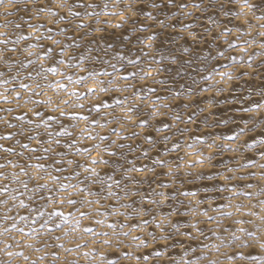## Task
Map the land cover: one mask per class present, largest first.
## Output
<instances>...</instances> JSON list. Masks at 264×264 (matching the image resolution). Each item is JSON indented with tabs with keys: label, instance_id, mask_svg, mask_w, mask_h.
Returning <instances> with one entry per match:
<instances>
[{
	"label": "rangeland",
	"instance_id": "obj_1",
	"mask_svg": "<svg viewBox=\"0 0 264 264\" xmlns=\"http://www.w3.org/2000/svg\"><path fill=\"white\" fill-rule=\"evenodd\" d=\"M105 2L106 0H66L64 8H56L53 0H37L34 7L46 6L57 15L53 17L48 13L36 14L30 9L28 12H18L16 16L8 17L7 19L14 23L7 28L0 27V32L6 33L0 39L9 41L7 44H0V55L3 57L0 59V73H3L0 80L9 81L6 85L0 84V93H4L11 100L14 95L11 90L16 89L21 92L22 97H26L27 93L19 88L20 83L29 84L33 88L39 83L41 88L38 91L43 95L33 96L32 99L51 98L52 100V105L24 107H18L15 101L5 103L0 100V164L4 165L0 168V187L7 186V191L0 193V201H6L0 204V248L9 244L11 247L8 251L23 253L22 256L11 257V264H70L72 261L76 264H101V255L105 260H112L115 264H139L136 257L142 260L145 255L148 256L147 264H182L183 260H196L201 256H206L207 260H201L200 264H208L209 260L218 261V264H252L247 259L248 256L264 257V251L251 240L248 241L249 247H243L239 241L229 243L230 233L238 227L232 224V220L239 217V213L234 207H218L243 204L245 206L243 211H248L255 204L257 206L251 210L258 214L262 211L258 201L264 200V195L258 193L264 188V181L259 179L261 171L264 170L259 169L258 165L264 163V158L261 157L264 143H260L264 141V108L250 112H244L242 109L264 103V48L259 46L264 38L257 36L260 31L258 25L264 21H256L251 19V14L249 15L251 23L256 26L251 30V37L256 38V43L245 45L244 41L251 37L244 35L237 39L235 27L240 26L244 33H248L249 29L240 20L223 14L220 10V3L223 0H217L215 9L209 7L207 12L198 11L194 7L197 3L201 5V9L208 7L207 0H174L172 5H169L167 0H142L139 4L135 0H120L118 4L113 3V0H107L109 13L123 11L127 17L123 26L119 28L114 27L115 24L120 23L118 16L104 15L102 10ZM250 2L257 5L256 15L264 14L261 0H250ZM129 3L132 4V11L127 10ZM152 3H157L160 7L153 8ZM181 3L186 5L185 9L178 7ZM89 4L95 7L89 8ZM69 7L73 13L79 15H69ZM229 8L238 10V6L225 3V11ZM185 11L190 12L191 15L185 16ZM133 12L136 14L133 15ZM88 13H100V15L90 16L87 15ZM144 13H149L150 17ZM173 13L176 15L173 16ZM209 16L220 26L211 23L208 20ZM60 17L64 19L61 20ZM161 21L164 27H161ZM3 23L4 18L0 17V25ZM15 23H20L21 27L15 28ZM29 24L33 26L39 24L41 27L33 33ZM185 24H191L193 27L185 30L183 28ZM77 25L83 26L78 28ZM225 26L233 29V32L227 36L220 34ZM49 28L52 29L51 32L48 31ZM61 28L65 29L63 33L59 31ZM142 28H146L147 31L140 30ZM190 32L196 34L195 41L189 36ZM28 33H33L31 39L12 42L17 36ZM153 33L156 39L151 42V48H146L141 41L143 40L145 44L149 43L147 37ZM37 35H41V39H35ZM49 36L52 39H48ZM52 40L60 41V45H53ZM225 40L243 45L245 51L241 52L239 47L229 49ZM30 44H36L37 47L29 48ZM65 44L69 47L65 49V56L60 57L58 55L60 47ZM49 48L52 52L46 59H41ZM29 52L32 53L31 56L28 55ZM145 52L147 56L143 55ZM69 56L71 60L68 59ZM81 57H83L81 66L86 70L85 72L69 67V64L78 63ZM233 57L235 59H232ZM58 59H64L65 64H55L54 61ZM29 60L34 63L29 64ZM129 60H137L138 63L133 66L128 63ZM41 64L44 68H57L56 74L42 72ZM149 68L152 74L147 80H140L139 75L135 78L129 76L127 81L118 80V86L131 85L126 92L97 94L95 97L81 98L79 101L70 93L73 90L83 91V87L70 83L60 75L64 73L65 76H72L75 80L78 76L86 75L87 71H106L113 75L99 78L107 81L137 72L139 69ZM220 72H230L233 79L231 81L222 79ZM29 75L33 79H29ZM57 81L65 84L68 95L62 90L54 91L52 88L44 87ZM5 88L9 89L6 93ZM149 89L154 91L150 92ZM145 96L146 100L139 98ZM61 100H68L69 104L67 106L61 104ZM99 100L107 101L112 108H101L99 113H89L88 108L91 104ZM116 100L125 101V106H137L140 112L133 115L131 123L123 126L121 122L107 123L105 128H100L99 124L106 123L113 116L122 115L120 107L115 104ZM153 101L160 106L156 109L160 113L158 116L152 115ZM75 104H83L84 108H77ZM53 105H59L68 115L61 117L59 112L50 111ZM164 105L167 107H163ZM8 108L12 111H5ZM28 108H33V111H28ZM34 112H40L41 115L35 116ZM71 113L89 116V132L85 133L83 138L80 137V129L85 127V124L83 121L70 119ZM49 115L55 116L56 119L48 121ZM20 116H24L25 119H17ZM176 116H180L181 120H175ZM189 116L194 117V123L186 125L181 122L187 121ZM92 120L98 123L91 124ZM139 120L147 122L145 129L139 126ZM73 124L76 125L75 128L72 127ZM165 124L168 128L164 127ZM62 127L72 135L57 137L55 134ZM185 127L188 128V132L180 135L177 130ZM113 128L120 132V137L111 131ZM241 128L245 129L244 135H239ZM49 132L53 134L51 138ZM133 132L139 135L133 138ZM89 134L95 139H89ZM149 135L151 143L145 139ZM191 135L202 137L207 144H211L215 139L216 144L227 145V148L221 152L215 148H208L206 144L198 143L194 149L189 150L186 145L192 142L189 139ZM100 136H106L108 139L101 141ZM165 136L170 139L165 141ZM228 136L234 138L224 139ZM237 136L239 138H236ZM50 139L53 141L59 139L60 144L54 142L49 144ZM246 142L252 144V147H246ZM96 144L100 145V150L94 149ZM121 144L125 147L121 148ZM174 144L178 147L173 148ZM24 145L27 147H23ZM33 148L37 151L32 152ZM44 148H49V152L45 153ZM84 148L94 150L87 154L78 152V149ZM190 152L202 153L205 157L212 155L213 159L210 163L205 161L203 164L193 166L196 155H190ZM36 156H47L48 159L37 161ZM93 157L102 158L107 163L92 164ZM181 157L182 160L179 159ZM57 160L60 161L59 164L55 163ZM69 160L72 164L68 163ZM161 160L173 168V175H167L168 167H161L156 163ZM249 160L257 166L241 167ZM37 163L44 164L52 175L59 177V183L48 184V189L51 191L48 189L39 193L31 191L36 181L29 180V176L35 174V169L27 166ZM178 164L180 167L177 169ZM13 165L25 167L29 175H24L20 167L14 168ZM56 168L63 171L57 172ZM91 168H95L98 175H92L85 170ZM137 168L142 171H134ZM229 168L236 169V172L229 173L227 171ZM218 172L247 178L228 182L229 187H234L236 195L228 191L220 193L216 188L223 187L225 182L220 179H207L209 174ZM250 172L257 175L248 176ZM13 173L16 174L15 178ZM200 174H203L204 178L198 179ZM21 181H28V187L25 188ZM59 184L75 185L82 191L76 192L75 188L65 191L60 189ZM109 184L112 185L111 191L115 192L116 196H108ZM247 184H252L253 187L249 189L246 187ZM204 188L210 190L205 192ZM153 190L164 192L169 197L174 196L175 200L165 201L162 208L149 205L146 203L147 199H160L154 195ZM185 191H193L197 195L195 197L180 195ZM90 192L97 195H88ZM244 192H252L253 198L249 200L246 196L240 195ZM69 193L75 194L68 196ZM64 196L75 200L76 204L69 205L66 201L62 202L61 198ZM48 197H52V200ZM142 197L145 198V202H142ZM87 200H99V204L82 203ZM197 200L204 202L197 206ZM21 201L25 207H20ZM127 204H131L132 208L121 207ZM173 207L179 213L188 212V215L174 214L171 217V223L178 224V231L171 227V223L167 225L166 230L171 234L167 248L159 243H153L151 237L147 235L149 232L156 236L160 235V230L155 228L154 224L143 229H133V225H138L141 220L133 209L151 208L152 214H156L158 211L167 213ZM190 208L196 209L197 213L207 211L208 215L215 219L209 222L207 217L194 215L189 211ZM54 212L63 213L66 220L54 215ZM80 212H86L88 215L81 218ZM222 212H232L233 215L226 218ZM98 213H106V215H98ZM243 218L253 219L258 223L255 217ZM75 220L80 221V229L93 228L97 232L108 231L110 235L113 231L117 233L129 232L130 229L132 231L129 236H119L118 240H114L111 248L97 244L96 255L85 257L83 253L88 251L87 248H81L79 253L64 251L65 248H74L76 243L80 242V233L71 231ZM95 220H103L104 223L97 225L94 223ZM192 223H196L204 235H200L199 231L192 228ZM13 224L16 228L23 229V232L13 230ZM109 224H115V230L109 229L107 227ZM121 225L125 227L121 228ZM244 227L252 230L251 225ZM225 228L228 231H224ZM4 229L8 231L5 232ZM66 231L68 235H65ZM28 233L31 235H27ZM237 235L242 240L245 239L244 234L237 233ZM132 236L147 241L149 247H138L139 240L133 241ZM258 237L264 240V235L258 234ZM29 244L32 245L31 248L26 247ZM59 244H63L64 247L57 248L56 245ZM204 245L209 247L205 248ZM212 245L220 247L217 250ZM89 247L93 245L90 244ZM154 251H161L164 254L156 257ZM53 253L59 256V261L54 260ZM125 253L128 255H124ZM25 256L28 257L27 260L24 259ZM241 256L245 259H241ZM41 257L43 259H40ZM9 259L6 253L0 252V264H9Z\"/></svg>",
	"mask_w": 264,
	"mask_h": 264
},
{
	"label": "snow or ice",
	"instance_id": "obj_2",
	"mask_svg": "<svg viewBox=\"0 0 264 264\" xmlns=\"http://www.w3.org/2000/svg\"><path fill=\"white\" fill-rule=\"evenodd\" d=\"M53 2L55 3V7L56 8H64L65 4H66V0H53ZM120 0H113V3H119ZM135 2L137 4L141 3L142 0H135ZM37 3V0H0V17L4 18V23L2 25H0V27L2 28H7L9 25H12L14 22L7 19L10 16H16L18 12H28L30 9L32 11H34L36 14L39 13H48L50 15H52L53 17H55L57 15V13L55 11H53L51 8L48 7H34ZM167 3L169 5H172L174 3V0H167ZM225 3L229 4V5H236L238 6V10H233L232 8H229L227 11H225ZM207 4L208 7H205L203 9H201V5L199 3L195 4L194 7L196 10L198 11H202V12H207L208 8H213L215 9L216 4H217V0H207ZM261 5H264V0H261ZM81 7H83V5H80ZM153 8H159L160 5L157 3H152L151 5ZM89 8H94L95 5L89 4L88 5ZM179 8L181 9H185L186 5L181 3L178 5ZM257 8L256 4H253L250 2V0H223V2L220 3V10L223 12V14L225 16H231L232 18H235L236 20H240L241 23L246 26L249 29L248 33H244L242 28L240 26H236L235 27V32L237 34V39H240L242 36L244 35H248L249 37H251V30L256 27L255 25H253L251 23V20L249 19V15L251 14V19H254L256 21H264V14L261 15H256L255 14V9ZM108 9V3L107 0L104 4V9L102 10L104 12V15H111V16H118L120 23H117L114 25V27H122L123 23L127 20V17L125 16L123 11L120 12H116L113 11L111 13H109L107 11ZM128 11H132V4L129 3L128 6ZM69 11V15H79V13H73L71 11V8L69 7L68 9ZM262 12H264V8H262ZM136 13L133 12V15H135ZM87 15H100V13H88ZM144 15L149 16V13H144ZM176 13H173V16H175ZM185 16H190L191 13L188 11L184 12ZM61 20H63V17H60ZM21 20H23V17H21ZM208 20L211 23H214L217 25V27H219V23L215 20L212 19L211 16L208 17ZM27 23V21H25ZM97 23H99V21H97ZM161 27H164V23L163 21L160 22ZM15 28L19 29L21 27L20 23H15L14 24ZM83 25H77V27H82ZM29 27H31L33 29V33L37 32L39 30V28L41 27V25L37 24L35 26L29 24ZM193 25L191 24H185L183 25V28L185 30L192 28ZM260 31H258L257 36L260 38H264V23H259L258 25ZM142 31H147L146 28H142L140 29ZM49 32L52 31L51 28L48 29ZM60 33H63L65 31V29L61 28ZM97 31H99V29H97ZM205 31H210V29H205ZM233 32L232 28H229L227 26H225L222 30V32L220 33L221 35L227 36L229 34H231ZM33 33H28V35H19L17 36L15 41H12L13 43H17L20 40H29L32 38ZM6 35V33L4 32H0V37H4ZM189 36L191 37V39L193 41H195L197 39V36L194 32H190ZM48 39H52L50 36L47 37ZM35 39L39 40L41 39V35H37L35 37ZM156 39L155 34H151L147 37V41H149V43H144V41L142 40L141 43L144 44V46L146 48H151L152 47V41H154ZM9 41L4 40V39H0V44H7ZM225 43L227 44L229 49H233L236 47L240 48L241 52L245 51V48L243 45H237L235 41L229 42L227 40H225ZM256 43V38L255 37H251L249 40H245L244 44L248 45V44H255ZM52 44L53 45H60V41L58 40H52ZM261 48H264V40H261L260 45ZM37 45L36 44H30L29 48H36ZM69 47V45H63L60 47L59 53L58 55L60 57H64L65 56V49H67ZM11 51H15V49H11ZM185 51H187V49H185ZM52 52V49L49 48L48 51L45 53L44 57H41V59H46L49 54ZM29 56L32 55L31 52L28 53ZM143 55L147 56V53H143ZM2 55H0V59H2ZM69 60H71V57L69 56L68 58ZM232 59H235V57H233ZM249 60H251V57L249 56ZM34 63V61L29 60V64ZM55 64L58 65H63L65 64V60L64 59H58L54 61ZM129 64L135 66L138 61L137 60H129L128 61ZM83 64V57H81L80 61L78 63H76L75 65H71L69 64V67H75L80 69L81 72H85L86 70L81 66ZM249 67H251V64H249ZM113 68H115V66H113ZM41 71L45 72V73H52L53 75L56 74L57 72V68L55 67H48V68H44L43 64H41ZM157 71H159V69H157ZM142 73V74H141ZM152 74V70L149 68L147 70L145 69H139L137 70V72L134 73H128L125 76H120L117 77L115 79H108L107 81L100 79L99 77L101 76H112V73H108L106 71L104 72H97V71H87L86 75H81L78 76L75 80H73L72 76H65L64 73H61V77L63 79L68 80L70 83L76 84V85H80L83 87V91H76L73 90L70 95L74 96L76 98L77 101H79L81 98H87V97H95L97 94H104V93H109V92H126L128 91L129 87H131L130 84H125L123 86H118V80H125L127 81L129 76L135 78L137 75H139V79L140 80H147L149 78V76H151ZM39 75V73H38ZM220 77L222 79L226 78L228 81H231L233 79L232 74L230 72H220L219 73ZM0 76H3V73H0ZM14 79V78H13ZM29 79H33V77H31V75H29ZM206 79H210V77H206ZM237 79H239V77H237ZM91 82V83H89ZM7 83H9V81L7 80H0V84L2 85H6ZM44 87L47 88H52L54 91H64L66 95H68V91L67 88L65 87V84L57 81L55 84L49 83L47 85H45ZM19 88L21 90H23L25 93H27L26 97H22L21 96V92L17 91L16 89H12L11 91L14 93V95L12 96L11 100H9V97L7 95H5L4 93H0V100H3L5 103H11L12 101H15L17 103L18 107H24L27 105H39V104H44V105H52V100L51 98H45L43 100H38V99H32L33 96H41L43 95V93L41 91H38V89L41 88V85L39 83H37L35 85V88H33L31 85L29 84H25V83H20ZM9 89L5 88V93L8 92ZM148 91H154L153 89H149ZM218 91H223V89H218ZM134 95H137L136 93H134ZM141 100H146L147 97H139ZM61 104L67 106L69 104L68 100H61L60 101ZM115 104L117 106L120 107L121 113L122 115L119 117L113 116L111 120H108L106 123H101L99 124L100 128H105L107 126V123H115V122H121L122 126L123 124L126 123H131L132 122V118L134 114H138L140 112V109L137 106H125V101H121V100H116ZM77 108H84L83 104H75L74 105ZM152 115L153 116H158L160 115V113L156 110L158 107H160L159 105H157L156 101L152 102ZM188 105H185V107H187ZM163 107H167V105H164ZM101 108H112V105L109 104L107 101L105 100H99V102L97 103H93L91 104V106L88 108V112H97L99 113ZM264 108V103H258V104H254L251 108L245 107L242 109V111L244 112H250V111H259L260 109ZM5 111L11 112L12 109L8 108L5 109ZM28 111H33V108H28ZM50 111L53 112H59V115L61 117H64L66 115H68L63 108L59 107V105H53L50 108ZM35 116H40L41 113L40 112H34ZM17 119L23 120L25 119L24 116H20L17 117ZM56 117L53 115H49L47 117L48 121H53L55 120ZM70 119L74 120V121H83L85 124V127L80 129V137L83 138L85 133L89 132V116L84 114H78V113H71L70 114ZM175 120H181L180 116H176ZM30 122V121H29ZM182 123L190 124V123H194V117L193 116H189L187 121H181ZM5 123H7V121H5ZM98 121L96 120H92L91 124H97ZM139 126L142 129H145L147 126V122L145 120H139L138 121ZM12 125H9V127H11ZM73 128L76 127L75 124L72 125ZM165 128H168V125L165 124L164 125ZM159 129H157L158 131ZM112 132H114L118 137H120V132L113 128L111 129ZM179 132L180 135H184L185 132H188V128L185 127L184 129H178L177 130ZM245 133V129L241 128L239 131V135H244ZM57 137H59L60 135H68L71 136L72 133L69 132L66 128H61V130L59 132H57L55 134ZM139 134L136 132L132 133V137L135 138L136 136H138ZM53 136V134L51 132H49V137L51 138ZM89 139H95V137L91 136V134H89L88 136ZM234 137L232 136H228V137H224V139H228L231 140ZM236 138H239V136H237ZM29 139H32V137H29ZM99 139L101 141L107 140L108 137L106 136H100ZM146 140L149 141V143H151V137L146 136L145 137ZM168 139H170L169 137L165 136L164 140L167 141ZM189 139L192 141L191 143H188L186 145V147L189 150H192L196 147V145L198 143H203L206 144V146L210 149L215 148L218 149L219 151H224L227 148V145H219L216 144L215 139L213 140V142L211 144H207L206 141L203 140L202 137H197L195 135H191L189 137ZM55 143L57 145L60 144L59 139H55L54 141L52 139H50L48 141L49 144ZM73 143H75V141H73ZM113 143H115V141H113ZM260 143H264V141H260ZM246 147L251 148L252 144H248L246 142L245 144ZM23 147H27L26 145H24ZM121 148L125 147V145L121 144L120 145ZM178 145L174 144L173 148H177ZM94 149L95 150H100V145L96 144L94 145ZM94 149H89V148H84V149H78V152L83 153V154H87L91 151H93ZM49 148H44L43 151L45 153L49 152ZM232 151H236V149H231ZM5 151H12L11 149H5ZM32 152H36L37 149L33 148L31 149ZM104 151H107V149H104ZM190 155H196V160L193 162V166L195 164H203L205 161L207 162H211L213 159L212 155H209L207 157L203 156L202 153L197 154L195 152H190ZM22 155V154H21ZM57 155H60V153H57ZM109 155H115V153H109ZM146 155V153H145ZM261 157L264 158V152H261ZM35 159L37 161L41 160V159H48L47 156H36ZM179 159H183V157L179 158ZM56 164H59L60 161H55ZM69 164H72V161L69 160L68 161ZM92 164H96V163H104L106 164L107 161L103 160L102 158L99 157H93L91 160ZM156 163H159L161 165V167H168V172L167 175H173L174 174V170L172 167L168 166L164 161H156ZM257 165L252 161L249 160L247 162V164L245 165H241V167H256ZM4 165L0 164V168H3ZM13 167H20L21 173H23L24 175H29L28 172L25 170V167H22L20 165H13ZM27 167H31L35 169V174L29 176V180H34L36 181L35 187L33 189H31V191L39 193L42 190L48 189V184L49 183H59V177L52 175L51 172L48 170V168L44 165V164H32V165H28ZM180 167V165L178 164L176 166V168L178 169ZM259 169L264 170V163H261L258 165ZM86 171H89L92 175H98L96 173L95 168H91V169H85ZM56 171H63V169L60 168H56ZM134 171L136 172H140L142 171V169H134ZM148 171H152V169H148ZM227 171L229 173H234L236 172V169L233 168H229L227 169ZM189 173H186V175H188ZM13 177L15 178L16 174L13 173L12 174ZM257 174L254 172H250L248 173V176H253L255 177ZM198 179H202L203 174L198 175L197 177ZM247 177L246 176H238V175H227L223 172H218V173H212L209 174L207 176L208 180H216V179H220L222 181L225 182L223 187H218L216 188L217 192H224V191H228V192H232L233 195H236L235 189L234 187H229L228 182L233 181V180H245ZM109 179H111V177H109ZM259 179L264 181V171H261L260 175H259ZM45 181L44 183H40L39 181ZM21 183L23 184V186L25 188L28 187V181H21ZM117 184L119 183L118 181L116 182ZM134 183H140V181H134ZM163 187L167 188L168 185H162ZM60 189L63 190H67L69 188H75L76 192L82 191L81 189L77 188L75 185H70V184H59ZM157 187H161V185H157ZM247 188H252L253 185L252 184H247L246 186ZM112 185L109 184L108 185V196H116L115 192L111 191ZM49 191H51L50 189H48ZM210 189L208 188H204L203 191L208 192ZM7 191V186L4 187H0V193L2 192H6ZM154 195L159 197L160 199H147L146 203L149 205H157L158 208H162L165 205V201L172 199L175 200V197H169L168 195H166L164 192H155V190H153ZM75 193H69L68 196L73 195ZM133 195H135L136 193H132ZM259 195H264V188H262L260 190V192L258 193ZM88 195H97V193H88ZM125 195L127 196V192L125 193ZM151 195V194H150ZM180 195L185 196V197H195L197 195L196 192L193 191H185V192H181ZM240 195L246 196L249 200H251L254 196V194L252 192H244V193H240ZM68 196H64L62 197V202L66 201L67 204L69 205H75L76 201L68 198ZM12 199H15V197H12ZM49 200H52V197H48ZM117 199H119V197H117ZM227 199V198H226ZM86 202L88 205H91L93 203L99 204V200L97 201H92V200H87V201H82V203ZM142 202H145V198L142 197ZM204 201L203 200H197L196 204L197 206H199L200 204H202ZM6 203V201H0V204ZM211 205V201L209 202ZM259 206L261 207L262 211L261 213H257L255 211H252L251 208H255L257 205H252L251 208L248 211H243L244 209V205L243 204H237V205H220L218 206L219 208H223V207H234L236 212L239 213V217H237L236 219L232 220V224L233 225H237L238 227L235 228V231L230 233V241L229 243H234L239 241L240 244L243 247H249V243L248 241L251 240L252 242L258 244V247L260 250L264 251V240L259 239L258 234L259 235H264V200H259L258 201ZM20 207H25V205L23 204V202L21 201L20 203ZM121 207L124 208H132L131 204H127V205H121ZM216 210V209H214ZM189 211H191L194 215H201L204 217H207V220L209 222H212L215 218L212 216H209L207 211H201L199 213L196 212V209H189ZM133 212L135 213V215L141 217V220L139 222L138 225H133V229L136 228H147L150 224H154L155 228L160 230V235L156 236L154 233L149 232L147 235L149 237H151V240L153 243H159L162 245V247L167 248L168 244L167 242L171 239V234L166 230V227L169 223H171V217L174 214L177 215H182V216H186L188 215V212H183V213H179L178 210L176 208H172L171 211L167 212V213H163V212H157L156 214H152V209L151 208H140V209H133ZM54 215H58L62 220H66L65 216L63 213L60 212H54ZM118 215H124V213H117ZM81 218H84L88 215V213L86 212H80L79 213ZM98 215H106V213H98ZM222 215L226 218L232 217L233 213L232 212H222ZM69 216H71V214H69ZM149 216V219H144L143 217ZM255 217L258 220V223L256 222V220L253 219H244L243 217ZM8 217H5V219H7ZM21 219H25V217H21ZM95 224L97 225H101L103 224V220H95L94 221ZM244 225H251L252 226V230H249L248 228L244 227ZM217 226L219 227V221H217ZM57 227H59V225H57ZM107 227L109 229H113L115 230L116 225L115 224H109L107 225ZM121 228L125 227V225H121ZM171 227L173 229H177L178 231V224L176 223H171ZM192 228L196 229L197 231L200 232V235H204V233L202 231H200V229L197 227L196 223H192L191 225ZM12 229L17 231V232H23V229H18L16 228V225L13 224L12 225ZM5 232L8 231V229H4ZM33 232L35 231V229L32 230ZM71 231L73 233L75 232H79L80 233V242L76 243L74 248H65L64 251L71 253V252H77L79 253L81 248H87L88 251H85L83 253V255L85 257H89V256H94L96 255V250H95V246L97 244L102 245L104 247L107 248H111L113 241L114 240H118L119 236H129L131 234V229L129 230V232H115L113 231L112 234L110 235L108 231H102V232H97L95 231L93 228H84V229H80V221L79 220H75L73 227L71 228ZM224 231H228L227 228L224 229ZM237 233H241L244 234L245 239L242 240L241 237L239 235H237ZM27 235H31V233H28ZM65 235H68V232H65ZM87 237V238H85ZM103 238V239H101ZM193 239L195 237H192ZM207 238V237H205ZM57 239H59V237H57ZM217 239H219V237H217ZM132 240L133 241H137L139 240V245L138 247H143V248H147L149 247V244L147 241L140 239L138 236H132ZM19 243V242H17ZM93 245V247H89V245ZM11 247V245L9 244H5L3 248H0V252H4L6 253V255L10 258L9 259V264H11V257L13 256H22L23 253L22 252H12V251H8V249ZM26 247L31 248L32 245H26ZM57 248H63V244H59L56 245ZM205 248H208V245H204ZM213 248L215 249H219V245H212ZM37 251H41V249H37ZM193 251H195V249H193ZM156 257H161L164 253L161 251H154L153 253ZM124 255H128L127 253H125ZM185 255H187V253H185ZM53 258L54 260L59 261V256H56L55 253H53ZM241 259H245V257L241 256ZM25 260L28 259V257H24ZM40 259H43V257H41ZM137 261L139 262V264H147L148 261V256H143V259L141 260L140 257H136ZM247 259H249L252 264H264V257H256V256H248ZM100 260H101V264H115L114 261L112 260H105L104 256L101 255L100 256ZM201 260H207L206 256H201L198 257L196 260H183L182 264H200ZM70 264H76L75 261L70 262ZM208 264H218V261L215 260H209Z\"/></svg>",
	"mask_w": 264,
	"mask_h": 264
}]
</instances>
